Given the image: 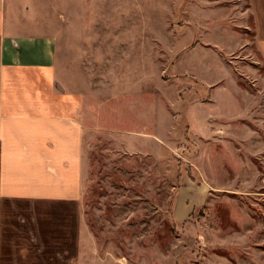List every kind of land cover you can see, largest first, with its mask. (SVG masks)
Listing matches in <instances>:
<instances>
[{"label": "rangeland", "instance_id": "rangeland-1", "mask_svg": "<svg viewBox=\"0 0 264 264\" xmlns=\"http://www.w3.org/2000/svg\"><path fill=\"white\" fill-rule=\"evenodd\" d=\"M22 2L104 109L80 264H264V0Z\"/></svg>", "mask_w": 264, "mask_h": 264}, {"label": "crops", "instance_id": "crops-1", "mask_svg": "<svg viewBox=\"0 0 264 264\" xmlns=\"http://www.w3.org/2000/svg\"><path fill=\"white\" fill-rule=\"evenodd\" d=\"M22 3L0 0V264H80L86 145L104 109L96 124Z\"/></svg>", "mask_w": 264, "mask_h": 264}]
</instances>
